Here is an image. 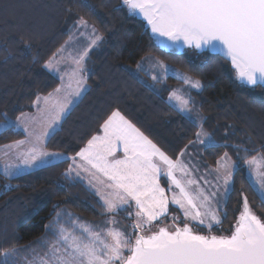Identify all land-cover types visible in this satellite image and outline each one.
<instances>
[{
    "label": "trees",
    "instance_id": "16d2710c",
    "mask_svg": "<svg viewBox=\"0 0 264 264\" xmlns=\"http://www.w3.org/2000/svg\"><path fill=\"white\" fill-rule=\"evenodd\" d=\"M83 18L102 36L85 65L87 91L49 136L45 149L76 156L88 140L101 132L113 111L130 120L173 160L197 142L196 133L214 136L222 147H201L207 167L217 165L225 153L236 168L234 191L228 195L218 235H228L247 196L252 211L264 219V203L245 174L247 159L264 154V88L247 87L225 59L209 52L182 54L161 50L145 24L123 0H0V122L4 114L14 120L32 110L37 97L53 92L58 77L45 64L68 40V24ZM156 59L198 79L197 95L203 121L199 125L171 106L170 89L183 85L176 77L152 80L137 67ZM24 136L13 127L0 132V146ZM70 160L15 177L0 173V259L4 250L44 254L56 237L50 227L71 228L78 221L97 225L110 217L100 200L82 182L66 173ZM127 211L114 216L129 225ZM97 230L98 229H94ZM26 257V258H27Z\"/></svg>",
    "mask_w": 264,
    "mask_h": 264
},
{
    "label": "snow or ice",
    "instance_id": "6c2138e0",
    "mask_svg": "<svg viewBox=\"0 0 264 264\" xmlns=\"http://www.w3.org/2000/svg\"><path fill=\"white\" fill-rule=\"evenodd\" d=\"M128 10L135 15H142L150 25L156 37L166 40L158 42L164 47H171L176 42L189 46L210 48L223 52L234 66L239 80L247 85L264 88V0H123ZM80 24L87 25L83 18ZM95 46L102 36L92 29ZM172 42V43H168ZM62 52L63 50H58ZM87 50L75 58V68L70 75L75 87L70 82L62 99H57L54 107L56 115L63 113L70 103L69 95L79 96L85 79L80 75L85 71L83 61ZM61 57L53 55L46 67L58 70L56 65ZM137 67H140L138 65ZM157 67L164 72L168 68L160 61ZM187 84L201 88V82L190 76L180 74ZM63 79V78H62ZM156 79V77H153ZM61 89H56L59 97ZM174 90L169 100L177 101L174 107L191 118L193 109L189 106L191 97L185 98ZM49 97H45V103ZM40 97H37L39 102ZM5 116V129L15 126ZM195 124V121H194ZM196 133L197 142L208 149L222 147L214 136L203 131ZM102 135H95L87 146L77 152L85 162L77 168H69L66 175L73 171L80 175L78 169L89 171L87 166L95 169L92 180L98 179L96 173L107 178L100 183L112 191L103 193L97 188L103 200L106 213H116L125 206H135V220L129 226L131 231L107 227L117 223L108 218L101 225H76L82 229V235H76L60 223V214L50 227L58 229L55 239L46 243L47 251L35 255L30 264H264V219L257 216L249 205L247 196H242V209L230 234H213L214 225H221L220 212L227 211L222 206L217 209V192L206 193L196 180L178 178L189 176V170L178 157L173 160L140 131L120 111H113L101 125ZM24 141L5 145L6 149L19 147ZM27 152L21 153L23 164L32 168L51 166L60 159L58 153L42 150L41 136L32 142ZM122 152V157L117 153ZM183 152L179 154L180 157ZM75 163L76 158L73 157ZM250 171L254 172L259 188L255 189L264 202V154L252 156L246 160ZM233 161L225 153L217 161V179L222 181L223 192L234 191L232 183ZM223 169V171H221ZM7 173V169H6ZM165 178L168 189L162 186L161 177ZM207 183V181H205ZM192 185H197L192 189ZM96 187L95 184L92 185ZM173 189H178L176 192ZM171 192V196L167 192ZM182 210L183 219L172 217V224L159 226L162 217L169 215V202ZM129 216L133 213L129 212ZM99 229V231L94 229ZM203 229L207 234L194 229ZM127 252V255L125 254ZM15 250H4L0 264H13Z\"/></svg>",
    "mask_w": 264,
    "mask_h": 264
},
{
    "label": "crops",
    "instance_id": "0c3cea01",
    "mask_svg": "<svg viewBox=\"0 0 264 264\" xmlns=\"http://www.w3.org/2000/svg\"><path fill=\"white\" fill-rule=\"evenodd\" d=\"M90 43H91V38H68V40L64 43V45L59 49V50L62 49L63 51L62 52L58 51L56 53L57 56L61 57L60 62L56 65V68L58 70L49 69L46 67L47 63L45 64V69L52 75L58 77V79L60 80L59 86L56 88V89H61L59 97H57L56 95V89L50 93L52 94V97L49 98L47 103H45L44 98L49 97V94L45 96H40L39 102H37V99H36L35 102L33 103V107L31 111L26 112L17 118V120L15 121L16 123L21 124V123L28 122L29 124H31L32 125L31 130L33 131V133H29V132L27 133L25 130L21 128V125H20L21 129L16 124L15 126H13L15 130L20 131L23 134L24 137L18 141H24V143L21 144L19 147H13L11 149H6L4 147L5 145L0 146V173L8 177H15V176L25 174V173L38 169V168H35L34 166L32 168H29V166L24 165L22 157L20 155L21 153L27 152V150L33 146L32 142L35 140L37 136H41L42 150L48 153H53L45 149L46 141L49 138V136L52 135L59 128L60 123L66 117L68 112L72 109L74 105L78 103V101L83 97V95L87 91V80L85 77V71L80 73V75L85 79V84L83 85V90L81 91L80 95L79 96L69 95L68 99L70 100V103L67 105L65 111L61 113L59 116L56 115V111H57L56 109L54 110L52 114H51V111L53 110V108H55L54 104L56 100L58 98L62 99L67 92L71 91V89L67 88V85L71 82L73 88L75 87L74 79L70 80V75L73 72L74 68L76 67L73 61L75 58H78V56L82 54L85 50H87V56L85 57L83 61L84 68H85L86 61L90 53L95 48ZM99 43H101V41H99ZM82 44H85V45H82ZM77 51H79V54ZM150 61L155 62L159 60L150 59ZM27 126L28 125H26V127ZM102 134H103V129H101V132L98 135H102ZM18 141H15V142H18ZM15 142H12L6 145L14 144ZM185 151H183V153ZM122 155H123L122 152L117 153L118 157H122ZM74 157L76 158L75 163L73 162V159H72L73 157L69 158L65 155L60 154V159L57 160L56 162L69 159L70 160L69 168H73V169L77 168V165L85 163L77 155ZM179 158L181 159L180 156ZM87 167L90 169L89 171H84L81 168V169H78V171L80 172V175H77L76 172L73 171L71 175H67V176L71 179H75V180L82 182L91 192H93L97 196H100L97 192L98 187H100L103 193L112 191L111 189L105 188L100 183L101 180H103L105 183H108L107 178L103 177L102 174L100 173H96V176L98 177V179L93 180L92 183L90 184L89 181L90 179H92V173H95L96 170L91 169L90 166H87ZM202 168L205 172H207L208 177H210L211 173H214V175L216 174L217 165L213 167H207L206 164L203 163ZM6 169H7V173H6ZM164 180L165 178L162 176L161 183ZM206 181H209V179H206ZM93 184H95L96 187H93L92 186ZM167 189L168 187L166 188V190ZM167 194L171 196L170 191L167 192ZM177 208L178 210H181L179 209L178 206ZM82 224H85V223H82L78 221L77 219H75V221L72 222V226L71 228H69V230L70 231L74 230L76 235H82V230L79 227L74 228V226L82 225ZM55 231H58V229H55ZM44 247H46V244ZM40 255H43V254H40Z\"/></svg>",
    "mask_w": 264,
    "mask_h": 264
},
{
    "label": "rangeland",
    "instance_id": "374dc122",
    "mask_svg": "<svg viewBox=\"0 0 264 264\" xmlns=\"http://www.w3.org/2000/svg\"><path fill=\"white\" fill-rule=\"evenodd\" d=\"M87 25L88 26L86 27L85 25L80 24L79 21H72L67 26V29H68V32H69V37L68 38H91V40L94 39L95 37H94L93 32H92L93 26L90 23H88V22H87ZM96 35H100L97 30H96ZM100 41L102 42V40H100ZM99 44L100 43L98 41L97 44L94 46L95 47L94 50L99 47ZM82 45H85V44H82ZM77 52L79 54V51H77ZM139 65H140V67H138L139 70H141L144 73H146L152 80H165L166 77H168V76H173V77H176L177 79L181 80L183 82V85L177 86L174 89H170L168 94H167L168 95L167 96V100H168V102H169V104L171 106L174 107V105H177L178 102L175 101V100H169V97L172 95V92L174 90H181V92H178V94H184L185 98H188L189 96L191 97L190 104H189V106L193 109V111L191 113V119L193 121H195L199 125L202 123L203 115H202L201 111L199 110V101H198V97H197V95H198V93L200 91V88L197 89V88L191 87L183 79H181V75L180 74H184V75H187V74L182 73L178 69H175L173 67H169L167 65H165V66L168 68V71L164 72L162 69L157 67V61L153 62V61H150L149 59L148 60L147 59L142 60L139 63ZM153 77H156V79H153ZM174 108L177 109L183 115H185L183 112H181L179 110L178 106L174 107ZM55 109L56 108H53V110L51 111V114L54 112ZM185 116H187V115H185ZM16 120H17V118L14 119V120L11 119V121H13L14 124H16L19 128H20V125H21V128L23 130H25L27 133L28 132L29 133H33V131L31 130V126H32L31 124H29L28 122L21 123V124L20 123H16L15 122ZM4 123H5V120L0 122V132L5 130V128L3 127ZM26 125H28V126L26 127ZM200 130L201 129H199V131ZM203 146L204 145L199 144L198 142H196L195 144H193V146L191 148L186 149L187 151L184 152V155L181 157V160L187 166V168L189 170V176L182 177L181 173H179V172H177L176 175H177L178 178H181V179L191 178V179L196 180L198 182V184H199V187L203 188L206 193H210V192H213V191L217 192V200L219 201V203L217 204V209L219 210V208L221 206L224 208V205H225V203L227 201L228 194H225L223 192L222 181H218V179H217V176H218L217 171H216L215 175H214V173H211L210 177H208L207 172H205L203 170L202 166H203L204 162H203V152L201 150V147H203ZM235 168H236V166L232 169V174L235 171ZM245 169H246L245 170V174H246V177L248 178L249 182L251 183V185L253 186L254 189H258L259 188V184L257 182V178H256L254 172L250 171L249 165L247 163H245ZM221 171H223V169H221ZM206 179H209V181H207V183H205ZM231 179H232V177H231ZM162 183H161L162 186L164 185L166 188L168 187V184L165 182V180ZM196 187H197V185H192L191 186L192 189H196ZM98 188L100 189V187H98ZM173 190L176 191V192L179 191L178 189H173ZM256 193H257V191H256ZM171 194L172 193L170 192V195ZM97 197L100 200L101 204L103 205V200L101 199V195L97 196ZM125 208H127L126 217L128 219H130L131 222L133 223L134 220H135V216H134V212H135L134 202H131V207L126 205ZM121 210H123V209H121ZM121 210H118L117 212H119ZM129 212L133 213V215L129 216L128 215ZM116 213H108L110 215V217H107V218L104 219V221H105L106 219L111 218V219H114L117 222L115 224H108L107 227L119 228L120 230L125 231V232L131 231L129 226L132 223H130L129 225H126V226L122 225V224H119V220L116 219V217L114 216ZM219 215H220V219L222 220L223 212H220ZM173 216H178L181 219H183L182 210H178L177 206L173 205L171 203V201H170L169 202V215L167 216V218H164V217L161 218V220H163L162 224L159 221H156L154 223L155 224H159V226H164V225H169L170 226L172 224V222H173L172 221V217ZM104 221H102L101 223H99L97 225L103 226ZM219 226L214 225L213 234H216V235L219 234V232H220ZM194 230L201 231V232H203V234H207L206 232H204V230L202 228L201 229H194ZM98 231H99V229H98ZM29 254H31V255H29L27 257L28 254L24 255L23 252H21L20 254L16 253L15 256L11 258L13 264H30V262L32 261L33 257L35 255H37V254L33 255L32 252H30ZM125 254L127 255V252H125Z\"/></svg>",
    "mask_w": 264,
    "mask_h": 264
},
{
    "label": "water",
    "instance_id": "95a60500",
    "mask_svg": "<svg viewBox=\"0 0 264 264\" xmlns=\"http://www.w3.org/2000/svg\"><path fill=\"white\" fill-rule=\"evenodd\" d=\"M133 15H134L138 20L142 21V22L145 24V27L148 29L149 34L152 36V38H153V40L156 42L157 46H158L161 50H163V51H165V52H176V53H178V54H182V53H184V52L187 51V50H194V51L197 52V53L209 52V53H211V54H213V55H217V56H219V57L225 59L226 61H228V62L230 63V60H229L228 58L225 57V55L223 54V52H220V51H213V50H211L210 48H207V47L197 49V48L192 47V46H189L188 44L183 43V42H176V43L173 44V46H171V47H164V46H162L158 41H159V40H166V38H164V37H156L155 34H153V33L151 32L150 25H148L147 21L143 18L142 15H135V14H133ZM168 43H172V42H168ZM230 65H231L232 70L236 73V71H235V69H234V66H233L231 63H230ZM237 80H238V82H239L240 84L245 85V86H247V87H250V88H252V87H257V86H253V85H247V84H245L244 82H242L241 80H239L238 77H237Z\"/></svg>",
    "mask_w": 264,
    "mask_h": 264
}]
</instances>
